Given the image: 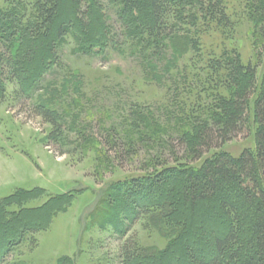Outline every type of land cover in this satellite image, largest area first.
Returning <instances> with one entry per match:
<instances>
[{"label": "rangeland", "instance_id": "rangeland-1", "mask_svg": "<svg viewBox=\"0 0 264 264\" xmlns=\"http://www.w3.org/2000/svg\"><path fill=\"white\" fill-rule=\"evenodd\" d=\"M31 2L0 0V15L34 21ZM253 2L223 0L230 27L200 20L160 47L121 18L114 0H83L82 11L92 13L82 19L70 0L62 2L61 19L78 21L63 37L53 34L33 59L27 55L19 82L0 88V264H123L129 241H137L142 264H171L172 255L176 264H193L187 248L213 253L205 239L228 219L222 202L248 211L234 187L190 205L175 180L139 192L128 184L165 165L201 166L220 152L256 154L264 40ZM234 53L257 70L251 129L191 159L179 138L219 117L217 94L228 96L208 77V62ZM39 103L59 113L58 138L32 112ZM153 204L160 208L150 214L134 210ZM248 212L242 242L251 235Z\"/></svg>", "mask_w": 264, "mask_h": 264}, {"label": "trees", "instance_id": "trees-1", "mask_svg": "<svg viewBox=\"0 0 264 264\" xmlns=\"http://www.w3.org/2000/svg\"><path fill=\"white\" fill-rule=\"evenodd\" d=\"M35 20L24 23L21 18L0 15V88L6 81H20L27 55L34 58L45 41L53 34L63 37L67 28L87 18L83 12V0H70L75 11V20L61 19L60 7L65 0H31ZM122 5L121 18L137 24L150 39L149 44L162 46L167 40H174L178 33L188 32L190 26H197L200 20L209 25L230 27L231 20L223 0H114ZM254 16L261 23L264 40V0H254ZM80 22V21H79ZM144 38H141L143 40ZM153 39V40H152ZM164 46V45H163ZM28 47V52H26ZM225 58V57H224ZM212 58L208 62V77H213L215 88H223L228 94L218 95L219 117L211 123L199 122L195 135L184 134L179 138L185 146L187 157L199 160L211 149L220 148L239 134L250 131V100L257 90V70L251 64H243L239 54L228 55L226 60ZM209 79V78H208ZM211 79V78H210ZM209 79V80H210ZM4 90V89H3ZM24 93V91H23ZM26 94V93H25ZM35 116H41L53 126L52 137L58 138L62 130L59 113L44 103L31 105ZM254 123L257 151L254 154L246 149L235 156L220 152L208 157L201 166H167L150 179L133 180L128 185L134 192L154 190L175 180L180 184L181 195L186 203H199L218 197L225 187H234L241 197L242 205L253 215L250 237L242 242L240 233L249 212L227 200L222 202L228 219L221 222L219 231L209 233L205 242L213 249L199 254L187 248L193 264H264V80L261 93L255 102ZM129 147L124 153L130 156ZM133 150V149H132ZM175 191L170 190V197ZM158 204L135 205L139 214H150ZM228 220V222L226 221ZM37 227L29 230H37ZM239 245V246H237ZM237 246V247H236ZM137 241H129L123 247V264H142L139 261ZM178 257L172 255L170 263L176 264Z\"/></svg>", "mask_w": 264, "mask_h": 264}]
</instances>
